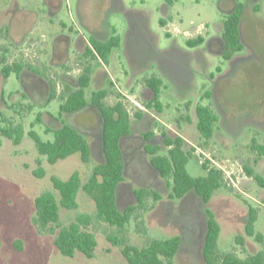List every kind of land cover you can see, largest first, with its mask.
I'll use <instances>...</instances> for the list:
<instances>
[{
	"label": "rangeland",
	"instance_id": "obj_1",
	"mask_svg": "<svg viewBox=\"0 0 264 264\" xmlns=\"http://www.w3.org/2000/svg\"><path fill=\"white\" fill-rule=\"evenodd\" d=\"M236 2L245 7L240 24L242 49L230 60L213 44L186 46V39L197 35L206 40L220 36L223 18ZM139 14L145 16L147 24L143 29L132 28L130 16ZM160 19L165 20L164 26L159 23ZM80 20L86 25L92 24V28L99 25L114 28L121 39L111 64H98L115 84L106 103L114 104L123 98L118 94L120 89L131 97L124 98L122 103L132 122L135 112L144 110L136 103L158 114L155 107L145 105L140 90L148 77H160L158 101L163 111L155 120V131L165 129L174 134L179 131L177 125L185 128L187 134L183 135L201 150L197 152L196 147L186 142L192 153L186 166L191 175H203L202 164L217 169L220 165L232 171L229 175L222 172L223 187L205 204L193 193L184 199L170 197L171 181L155 176L142 165L139 167L136 159L119 185L118 205L121 209L135 205L134 191L141 188L147 189L150 195L135 205V211L122 229L97 219L95 202L79 191L78 208H61L60 221L67 224L79 212L94 217L89 229L96 236L97 246L91 258L80 252L66 257L58 251L53 243L55 235L42 229L35 220L34 200L43 191L52 189L53 176L66 179L78 171L85 180L92 167L102 160L99 142L93 141L91 158L86 163L75 153L49 164L38 154L28 135L29 130H34L43 141L53 140V134L45 133L44 129L45 125L56 122L45 112L57 118L66 94L60 74L67 69L51 63L52 47L61 34H77L88 40L90 35ZM173 46L185 52L197 50L202 59L196 57L186 63L183 56L171 50ZM167 50L171 51L164 59L156 57L157 51ZM12 64H21L20 75L11 72L4 78L1 67ZM86 64L96 66V60L81 58L71 48L66 66L70 71L75 70L72 74H77V69ZM188 64L191 75L178 76L176 70L183 73ZM30 68L36 70L39 80L34 82L32 77L24 75L31 72ZM44 83L54 90L55 98L50 101H47ZM90 90L87 88L88 96ZM198 103L209 105L218 116L213 136L208 140L199 136L192 123ZM0 114V126L6 124L1 119H6L13 124L22 123L24 127L19 144L0 133V264H128L120 247L113 245L109 237L123 238L141 247L151 238L174 235L182 239L174 264H205L202 239L207 208L221 226L218 255L232 253L245 258L259 251L264 254V187L244 169L252 167L264 178V155L258 156L253 149L257 144H264V0H62L60 10L54 15L49 14L45 0H0ZM70 120L78 121L75 125L88 140L96 132L93 128L97 126V118L92 112L80 113ZM132 142L124 139L123 149ZM166 152L163 147L159 153ZM40 169L42 175H39ZM249 207L257 210L255 231L261 234L260 239L244 233ZM237 235L244 236V244L237 243Z\"/></svg>",
	"mask_w": 264,
	"mask_h": 264
},
{
	"label": "trees",
	"instance_id": "obj_2",
	"mask_svg": "<svg viewBox=\"0 0 264 264\" xmlns=\"http://www.w3.org/2000/svg\"><path fill=\"white\" fill-rule=\"evenodd\" d=\"M244 4L236 2L231 10L223 18L222 37L225 43L223 56L230 59L235 52L242 49L241 43V18L244 11ZM130 22L132 28H145L147 19L143 15H131ZM159 23L164 26V19ZM105 42H97L94 39L89 41L91 50L97 53V56L104 62L113 49L120 45V37L115 34ZM204 36L197 35L193 38H187L186 46L195 48L204 42ZM178 52L188 61V53L171 49ZM171 50L157 51V57L164 59ZM172 53V52H171ZM22 70L21 64L4 65L1 67V74L7 78L11 72L18 76ZM31 71L36 73V70ZM185 74L191 75V69L186 66ZM91 69L85 68V71L77 78V85L70 87L65 85L66 94L63 102L59 106L57 118H54L45 112L49 119L57 121L55 125H45V133H52L53 140L43 141L34 131L29 130L28 135L34 141L36 151L39 155L45 157L49 164H55L75 153H78L81 161L86 163L90 160L92 154V145L88 138L74 126L67 123L65 116L69 113L79 112L92 103L99 116L101 130L99 137L100 153L102 160L96 163L88 175L83 180L78 171H74L68 178L61 179L58 176L52 177V189L43 191L34 200L36 210V222L42 229H47L53 233V243L58 251L66 257H72L77 252L84 254L87 258L94 256L97 246V239L89 229L94 217L86 212H79L77 216L67 224L60 221L61 208L75 210L78 208L77 195L79 191L86 193L95 202V217L109 225L116 226L119 229L130 220L135 211L136 204L150 195V192L141 188L134 191L136 198L135 205H129L121 209L118 205V188L124 179V160L121 147L122 139L128 135L131 128V116L125 105L117 100L114 104H108L104 100L108 94L107 88L99 89L92 92L88 97L86 88L90 84ZM187 78V77H185ZM145 83L150 87L154 94L150 101H146L147 107H155L160 112L161 103L158 97L161 91L162 80L160 77L152 75L148 77ZM54 92L49 96L47 101L54 99ZM196 129L204 140L213 136L214 126L218 120L217 114L207 104L198 103L195 105ZM140 112H135L139 115ZM1 115V114H0ZM2 118V115H1ZM189 120V118L187 117ZM36 120L40 119L37 117ZM6 123L0 126L2 136L13 141L14 144L21 143L24 137V127L22 123L13 124L9 120L1 119ZM163 144L170 146L165 154L158 153L159 148L153 146L150 148L152 157L150 159L154 168L159 171L162 178L170 180L171 194L170 197L181 199L187 194L194 193L203 203H208L212 199L216 190L224 185L223 173L217 168H208L202 164L205 173L199 176L191 175L186 166L189 158L192 156L187 148L186 141L179 136L164 134ZM253 149L257 151L258 156L264 155V144H257ZM248 176L264 187V178L256 174L254 169L249 166L244 167ZM43 170H39V175ZM154 198L157 194L153 192ZM205 232L202 239V258L205 264H264V254L256 252L245 258H239L232 253L218 255V240L221 231L220 223L211 210L206 209ZM257 220V210L253 207L248 208L244 233L247 236L261 238V234L255 231V222ZM244 236L237 235L236 241L244 244ZM113 245L119 246L122 256L128 264H174V258L180 250L182 239L179 235L168 238H151L144 246L138 247L129 244L125 239H116L109 237Z\"/></svg>",
	"mask_w": 264,
	"mask_h": 264
},
{
	"label": "flooded vegetation",
	"instance_id": "obj_3",
	"mask_svg": "<svg viewBox=\"0 0 264 264\" xmlns=\"http://www.w3.org/2000/svg\"><path fill=\"white\" fill-rule=\"evenodd\" d=\"M46 2L48 4L49 14H53V13L57 12L58 7L61 6L62 0H46ZM80 23L84 27H86V29L90 35L89 39L87 40V43L86 42L84 43L83 37L80 35H77V34L75 36H73V38L71 35H65V34L58 35L56 38L57 42H54L53 47H52V53H51L50 61L52 64H54L56 66L61 65L60 68H62V69H67L65 71L63 70V72L60 74L61 78L64 82L62 89L65 90V92H66L65 85L67 84L70 87H75L77 85V78L85 71L86 67H89L91 69V75H90V84L87 88L91 89L90 95L92 92H95L99 89L107 88L109 92L104 99L105 101H107V98L109 97V95L113 94V92H111V87H113L115 84L111 80V78L109 77L108 72L101 69L100 67H98V64L100 62H102L105 65L111 64V60L114 59V50L115 49H113L110 52V55L107 59V62H104L97 56V53L95 51H93V50H91V52L89 51V49H91V45H90L89 41L91 39H94L97 42H105L112 35L114 28H112V29L108 28L107 29L106 27L103 28L100 25L97 28H92L91 26L85 25L84 23H82L81 20H80ZM129 23L131 26L130 21H129ZM71 41H72V44H71ZM59 43L61 44L60 47H59ZM203 44H206L208 47H210L211 44L215 45L216 49H218L219 53L223 56L225 43H224V40L222 37V31H221L220 36L215 35V36L211 37L209 40L205 39L201 45H203ZM71 45H72V47H71ZM71 48H73V50L77 51V53L81 56V58H84L86 60L89 58L95 59L96 60V66L86 64L83 67H80L77 69V74H72L73 72H75V70L70 71L69 68L66 66L68 59L70 57V49ZM171 49L182 50L181 48L176 47V46H173ZM187 53L189 55L188 56L189 60H191L192 58H194V59L201 58V56H199L197 50L192 51V52H187ZM230 59H227V60H230ZM188 67H189V64H188ZM175 70L176 69H174V71ZM176 72L179 74L178 76H181L185 73V72L180 73L179 70H176ZM24 75H27L28 77H32V80H34V82L37 81V79L38 80L40 79V77L37 76L36 73L33 71L25 72ZM184 81H185V79H184ZM95 85H98V87L94 88ZM87 88L85 90L86 95H87ZM46 89H47L46 92H48V96H50L54 92V90H52V87H47V85H46ZM122 93H124V92H122L119 89L118 90L119 96H121ZM140 94L145 98L146 101H150L154 95L152 93L150 87L146 83H145V86H143L142 89L140 90ZM213 96L215 97V95H213ZM145 110H146V112H151V110H149L148 108H145ZM162 111H163V109L161 106L160 112H157V111L156 112L158 114H160V113H162ZM194 111H195V109H194ZM224 111L225 110L223 109L222 112H224ZM86 112L94 113L96 118H97V126H96V128H93V129H96V132H93L92 135H89V137H91V139H89V142L92 145L93 141L99 142L100 130H101L100 119H99V116L95 110V106L92 103H88V106L79 112L67 114L65 116V120L67 121V123L74 126L76 129H78L82 133L83 131L81 129H79L77 127V125H75V121L77 123H78V121L73 120L74 121L73 122L70 119L73 117L75 118V116H77L80 113H86ZM135 118H136V116L134 115V119ZM50 120L52 122L57 123V121H54L52 119H50ZM192 120L191 121H192V123L196 129V115H195V118ZM176 127L179 131H175L174 134L171 133L169 130H165V129H162V130L156 132L155 131V120L152 119V117L147 116L140 121L134 120V122H132V124H131L130 132L128 133L127 136H125L122 139V141L124 139L125 140L126 139H132L133 142L131 143V145L127 149L124 150L122 147V141H121V147H122V151H123V160H124V169H123L124 176L127 174L126 173L127 170L133 165V162H135L136 159L139 160V162L137 163L139 165V167L142 165V168L147 169L148 171H151L152 173H154L155 176H160L159 171L156 168H154L150 162V159L152 157V154L150 153V148L153 146H157L159 148L158 153L160 152V150L163 147L168 150L170 148V146H165L163 144L164 134L171 135V136H179V137L184 139L185 136L183 134H185V132H186L185 128L182 126L180 127L179 125H177ZM196 131L198 132L197 129H196ZM186 134H187V132H186ZM198 134H199V132H198ZM84 135H85V133H84ZM85 136L87 137V135H85ZM199 136H200V134H199ZM133 143H135V144H133ZM186 196H184L181 199H184ZM197 198L199 200H201L199 197H197ZM201 202H202V200H201Z\"/></svg>",
	"mask_w": 264,
	"mask_h": 264
},
{
	"label": "crops",
	"instance_id": "obj_4",
	"mask_svg": "<svg viewBox=\"0 0 264 264\" xmlns=\"http://www.w3.org/2000/svg\"><path fill=\"white\" fill-rule=\"evenodd\" d=\"M46 1V0H45ZM119 2H121V0H119ZM47 3V2H46ZM61 6H62V3H61ZM61 6H59L58 7V9H57V11H59L60 10V8H61ZM47 7H48V4H47ZM56 13V12H55ZM55 13H53V14H50V15H54ZM85 24V23H84ZM86 25V24H85ZM89 26H91V27H94L92 24H88ZM72 38H73V36H72ZM83 41H84V43L86 42L87 43V39L85 38V37H83ZM71 44H72V41H71ZM61 46V44L59 43V47ZM71 47H72V45H71ZM58 67H60L61 65H57ZM116 87H118V86H116ZM138 89V88H137ZM142 89V88H141ZM110 96V95H109ZM108 99V98H107ZM137 112H140L139 113V115H136V114H134L135 116H136V118L134 119L135 121H140V120H142V119H144L145 117H147V116H149V117H152V119H154V120H157V119H159V114H155L154 112H146V110H145V108H144V110H138ZM131 124H132V120H131ZM184 139H185V141L186 142H189L191 145H193L194 147H196L192 142H190V140H188L186 137H184ZM196 148H198V147H196ZM204 171H206L205 169H204ZM219 190V189H218ZM217 191V190H216ZM215 191V192H216ZM214 196V195H213ZM257 218H258V215H257Z\"/></svg>",
	"mask_w": 264,
	"mask_h": 264
},
{
	"label": "built area",
	"instance_id": "obj_5",
	"mask_svg": "<svg viewBox=\"0 0 264 264\" xmlns=\"http://www.w3.org/2000/svg\"><path fill=\"white\" fill-rule=\"evenodd\" d=\"M120 97H123V98H118V100L119 101H121V102H123L124 101V98H127V99H131V97H130V95L129 94H125V93H122V95L120 96ZM139 107H141L140 109H144V107H142V106H140V104H138V103H136ZM129 112V111H128ZM196 150H197V152L200 150L199 148H196ZM195 151V150H194ZM201 151V150H200ZM206 155V154H205ZM208 159L209 160H211L212 162H214L213 161V159H211L209 156H208ZM201 161V160H200ZM202 163H203V161H202ZM212 166L210 165V166H208V168H211ZM219 169L223 172L224 171V173H226L227 175H229L230 173H232V171L230 172V171H227V170H225L222 166H220L219 165Z\"/></svg>",
	"mask_w": 264,
	"mask_h": 264
}]
</instances>
